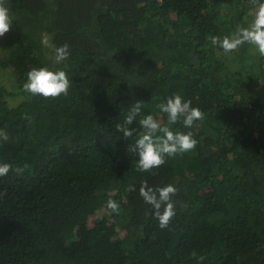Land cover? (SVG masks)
<instances>
[{
	"label": "trees",
	"instance_id": "1",
	"mask_svg": "<svg viewBox=\"0 0 264 264\" xmlns=\"http://www.w3.org/2000/svg\"><path fill=\"white\" fill-rule=\"evenodd\" d=\"M8 6L14 22L0 37V69H11L16 89L0 76V128L10 137L0 145V163L27 168L0 177L7 192L0 197V264H264V57L249 44L231 53L211 44L212 36L253 21L252 0ZM45 35L57 47L70 45L67 60L55 63L41 44ZM40 67L65 70L69 94L25 92L27 73ZM175 94L205 113L191 129L170 125L192 131L198 144L141 172L130 150L139 119L153 114L167 124L156 106ZM6 95L24 97L10 105ZM136 100L144 102L130 126L137 132L125 138L115 125ZM145 182L177 187L168 228L139 195ZM99 208L109 216L87 226ZM110 216L131 229L126 243Z\"/></svg>",
	"mask_w": 264,
	"mask_h": 264
},
{
	"label": "clouds",
	"instance_id": "2",
	"mask_svg": "<svg viewBox=\"0 0 264 264\" xmlns=\"http://www.w3.org/2000/svg\"><path fill=\"white\" fill-rule=\"evenodd\" d=\"M256 6L253 21L247 26H238L230 35L212 36L211 44L223 50L224 53H231L245 44L253 45L260 56L264 57V2L252 0ZM14 17L8 6V0H0V37L5 36L13 25ZM41 44L50 48L54 53V61L59 64L67 60L70 56V45L65 43L59 47L51 42L47 35L41 39ZM72 79L69 78L65 70H52L48 67L32 68L27 73V82L23 85V90L33 96H42L45 99H56L61 95L67 96L72 87ZM144 102L136 100L130 107L127 116L122 123L115 125L116 131L123 134L125 138H131L137 129L130 127L137 116L140 115ZM161 113L167 114L168 122L165 124L162 119L153 114L144 115L139 119V138L130 150L137 153L138 170L149 172L154 168H160L167 163L169 157L183 155L196 148L198 140L192 131H174L170 125L181 122L185 128L191 129L197 121L205 119V113L199 107H194L191 100H185L179 94L167 97L166 102H161L156 106ZM25 120H31V116L24 114ZM162 134V135H160ZM10 139L5 128H0V145ZM27 165L13 168L10 163H0V177L7 176L10 171H15L18 175L23 173ZM178 193V189L173 184L164 187L152 188L147 182L143 183L139 189V195L145 203L150 204L154 209V217L159 221L161 229L168 228L172 219L176 215V209L172 197ZM6 190L0 192V197L6 195ZM107 207L113 212H119V204L109 199ZM192 257H197L193 251ZM203 260V256L198 257Z\"/></svg>",
	"mask_w": 264,
	"mask_h": 264
},
{
	"label": "rangeland",
	"instance_id": "3",
	"mask_svg": "<svg viewBox=\"0 0 264 264\" xmlns=\"http://www.w3.org/2000/svg\"><path fill=\"white\" fill-rule=\"evenodd\" d=\"M11 72L12 71H11L10 68L0 69V76H1V79L5 80L8 83V84H6V83H4V84L7 85L9 89H13V88L16 89V81L12 85V80H13L14 77L12 75H10ZM1 79H0V84H3ZM18 96H15V97H17L16 99H11L10 95H6L8 103L10 105H15L20 100H22L23 97H24L23 95H18ZM12 97H14V96H12ZM108 214H109V210L108 209L107 210L103 209V208L96 209V211L91 214L90 219H89V221L87 223V226H89V227L97 226L98 225V221L101 219V217L107 216ZM110 218H111V222H113V223L115 222L116 223L117 237H120V238L124 239V241H125L126 238H128L130 236L131 229L129 228L127 223H125L123 221L120 222V219L118 217L110 216ZM82 232H83V227H80L79 228V233H82ZM125 243H126V241H125Z\"/></svg>",
	"mask_w": 264,
	"mask_h": 264
}]
</instances>
